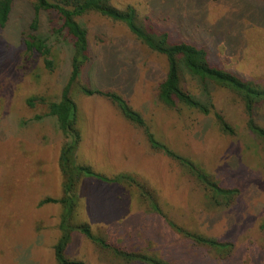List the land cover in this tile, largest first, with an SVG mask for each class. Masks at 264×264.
Here are the masks:
<instances>
[{
  "label": "rangeland",
  "instance_id": "obj_1",
  "mask_svg": "<svg viewBox=\"0 0 264 264\" xmlns=\"http://www.w3.org/2000/svg\"><path fill=\"white\" fill-rule=\"evenodd\" d=\"M206 1L112 0L111 4L122 11L131 6L142 19L149 14L160 26L209 49L213 64L264 86V28L242 31L239 21L244 13L237 12L214 33H205L192 15L202 11ZM245 2L258 10L259 18L246 14L243 18L264 25V3L239 0V10ZM215 14L210 11L208 18ZM33 17L31 0H14L9 20L0 29V264H55L53 247L59 237L60 205L40 204L47 198L60 199L64 181L58 167L64 138L55 118L46 113L47 104L59 100L68 81L72 49L63 33L53 32L58 25L54 15L41 13L34 32L29 29ZM78 22L87 31L91 55L81 83L91 90L121 94L158 143L222 187L237 190V195L230 207H216L184 169L152 150L143 130L125 121L110 101L83 96L75 87L71 93L81 131L75 164L107 179L132 177L134 184L81 178L74 222L88 224L93 235L112 248L161 264H264V146L249 132L239 97L184 73V89L211 112L168 108L156 96L166 71L164 57L137 43L122 23L92 12ZM30 34L50 47L52 71L44 68L40 56L26 50L24 41ZM215 114L233 135L220 130ZM257 124L264 129V104ZM141 188L153 194L157 210L142 198ZM168 222L229 246L216 251L196 245ZM66 258L83 264H142L118 258L77 234Z\"/></svg>",
  "mask_w": 264,
  "mask_h": 264
},
{
  "label": "trees",
  "instance_id": "obj_2",
  "mask_svg": "<svg viewBox=\"0 0 264 264\" xmlns=\"http://www.w3.org/2000/svg\"><path fill=\"white\" fill-rule=\"evenodd\" d=\"M34 17L29 26L31 31H37L39 27L40 14L54 15L58 25L52 27L56 34H64L69 40L72 49L70 58V71L66 85L61 91L59 100L47 104L46 116L55 118L61 131L64 143L58 155V167L63 176L62 197L60 199H44L40 204L55 203L61 207L59 222V237L53 247L55 264H83L79 261H71L66 258V250L71 243L73 235H81L87 240L95 243L102 249L111 250L112 253L127 262H138L142 264H161L146 256L129 253L117 248H112L99 237H95L91 228L86 223L74 222L76 214L77 194L76 188L81 178H93L94 180L108 184H120L128 180L134 184L132 177L118 176L107 179L89 167L77 165L74 162V154L81 143V131L78 127V109L72 97V90L76 87L80 94L87 97H102L115 106L120 116L132 125L141 128L144 132L146 142L154 151L163 153L185 170L194 181L207 193L210 201L216 207H230L237 195V190L230 187H222L216 180L201 168L195 166L191 161L175 155L158 143L149 132L142 116L133 110L127 100L116 91H104L102 89L91 90L81 83L84 69L91 60L90 45L87 31L79 24L78 19L88 13H97L112 21L122 23L137 43L149 51L164 57L166 71L156 89L157 99L168 108L183 106L196 110L202 115H209L211 107L199 102L191 93L182 86V76H187L199 83H213L219 87L233 92L242 102L246 115V125L251 134L259 139L264 146V129L257 124L258 110L264 104V86L256 80L243 79L242 77L222 69L216 60H212V54L204 46L190 43L182 38L180 33L173 28L162 27L157 24L148 14L143 19L137 11L131 7L118 10L112 6V0H31ZM264 3V0H254ZM14 0H0V29L4 28L9 20ZM239 0H207L203 4L202 11H194L193 17L198 20L199 29L205 33H214L215 28L225 24L229 17H235L237 12L244 13L243 17H258V10L248 2L243 3L239 10ZM210 11H216L215 18H208ZM240 16L241 30L250 27L264 28V25L254 21H248ZM159 25V26H158ZM246 26V27H244ZM244 28V29H243ZM219 43L223 42L218 38ZM26 50L30 54H37L48 71L54 69L53 60L49 59L51 49L46 41L35 35H28L24 41ZM222 46V44L218 45ZM218 49V48H217ZM220 130L226 135H233V129L218 114L214 115ZM41 117H37L40 119ZM140 188V187H139ZM140 195L149 205H157L153 194L140 189ZM156 202V203H155ZM157 210V209H156ZM171 229L182 236H186L192 243L216 251L227 250V244L216 240L194 236L181 230L173 223L168 222Z\"/></svg>",
  "mask_w": 264,
  "mask_h": 264
}]
</instances>
